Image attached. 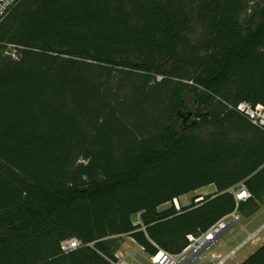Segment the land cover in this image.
<instances>
[{"label": "trees", "instance_id": "1", "mask_svg": "<svg viewBox=\"0 0 264 264\" xmlns=\"http://www.w3.org/2000/svg\"><path fill=\"white\" fill-rule=\"evenodd\" d=\"M241 101L264 104V0H19L0 21V264H116L122 235L180 253L256 213L264 129Z\"/></svg>", "mask_w": 264, "mask_h": 264}, {"label": "built area", "instance_id": "2", "mask_svg": "<svg viewBox=\"0 0 264 264\" xmlns=\"http://www.w3.org/2000/svg\"><path fill=\"white\" fill-rule=\"evenodd\" d=\"M19 0H0V21L8 14L11 8ZM7 53L13 57H17L18 47L13 44H9L7 48ZM232 107V106H231ZM235 108L245 115L253 124L264 129V104L253 105L247 101L239 102ZM233 192L237 202L241 200H246L251 197V192L248 190L247 186L242 182L237 186L230 188ZM203 199V196L196 198V201ZM177 209H180L181 202L180 197H176L173 200ZM185 205V203H184ZM241 219V214L237 209L212 224L206 231L195 235L188 234L187 238L189 240L188 245L180 253H172L164 249H159L158 253L152 256L153 264H190L194 260H204L206 258H219V264L223 263L228 255H215V253L207 254L208 248H210L221 236L226 233L233 225L239 223ZM251 237V236H250ZM82 245V241L77 237H72L65 239L61 242L62 250L65 252L72 251ZM214 260V259H213Z\"/></svg>", "mask_w": 264, "mask_h": 264}, {"label": "rangeland", "instance_id": "3", "mask_svg": "<svg viewBox=\"0 0 264 264\" xmlns=\"http://www.w3.org/2000/svg\"><path fill=\"white\" fill-rule=\"evenodd\" d=\"M214 187L215 185L212 184L207 188L212 189ZM203 191H205V189L180 196L181 206H187L193 200L196 201V198L215 192L198 194ZM168 205H171V203H168ZM262 238H264V204H262L260 209L251 216H244L241 214L239 223L233 225L220 239L208 248L207 254L214 251H219L221 255L229 254L227 259L221 264H240L242 261H237L246 255L248 257L252 249H257L259 245L263 243L261 242ZM113 240L117 247L116 256L118 257V262L116 264H140L138 262L139 260L141 264H153L152 256L148 253L139 254L137 251V248H139L137 243L129 238L128 235L115 236ZM256 242L261 243L256 245ZM204 260L202 262V260L197 259L190 264H219L220 262L219 258L214 260L207 258L205 261Z\"/></svg>", "mask_w": 264, "mask_h": 264}, {"label": "crops", "instance_id": "4", "mask_svg": "<svg viewBox=\"0 0 264 264\" xmlns=\"http://www.w3.org/2000/svg\"><path fill=\"white\" fill-rule=\"evenodd\" d=\"M212 184H210V185H208V186H211ZM208 186H205V187H203V188H200V189H198V190H196L195 192H198V191H201V190H203V189H205V191H203V192H200V193H198L199 195H201L202 193L204 194V193H209V192H214V191H216V186L214 187V188H212V189H208L207 187ZM187 201V200H186ZM185 201V202H186ZM169 205H168V203H166V204H164L163 206H162V208H165V207H168ZM129 238H131L134 242H136L132 237H130V236H128ZM261 242H263L264 243V238H262L261 239ZM261 242H259V243H257L256 242V245L258 244H260ZM137 243V242H136ZM137 245H138V247L139 248H137V251H138V253L139 254H146V252L144 251V249H143V247L142 246H140L138 243H137ZM260 246V245H259ZM253 250L255 251L256 249H252V251H251V253L253 252ZM143 251V252H142ZM212 253H215V255L216 256H218L220 253H219V251H214V252H211L210 254H212ZM250 253V254H251ZM247 257V255L245 256V257H243L242 259H240V260H238L237 262H241V261H243L245 258ZM207 259V258H206ZM205 259V260H206ZM209 259H211V260H213V259H216L215 257L213 258H209ZM204 260V261H205ZM140 264H141V262H140V260L138 261ZM203 262V261H202ZM191 263V262H190Z\"/></svg>", "mask_w": 264, "mask_h": 264}, {"label": "water", "instance_id": "5", "mask_svg": "<svg viewBox=\"0 0 264 264\" xmlns=\"http://www.w3.org/2000/svg\"><path fill=\"white\" fill-rule=\"evenodd\" d=\"M194 103V104H193ZM192 103V107L189 111L183 114V123L186 124L189 120L196 117V112H199L201 110V106L197 105L195 102Z\"/></svg>", "mask_w": 264, "mask_h": 264}]
</instances>
